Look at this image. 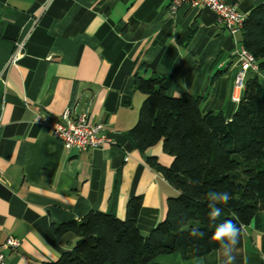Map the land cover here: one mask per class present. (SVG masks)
Segmentation results:
<instances>
[{"label": "crops", "instance_id": "0c3cea01", "mask_svg": "<svg viewBox=\"0 0 264 264\" xmlns=\"http://www.w3.org/2000/svg\"><path fill=\"white\" fill-rule=\"evenodd\" d=\"M247 17L264 0H224ZM170 0H0V245L20 243L4 264H42L71 249L72 234L56 238L52 227L78 221L89 211L123 220L128 199L141 198L137 229L146 236L177 196L146 164L168 167L161 144L139 151L128 137L144 95L138 77L170 80L166 95L188 94L202 113L231 120L244 86L231 36L209 10ZM24 55L8 65L14 43ZM264 90V70L249 71ZM185 83L187 88H185ZM69 110L102 124L112 145L87 152L66 150L39 122ZM220 248L196 259L161 255L148 264H222ZM235 264H264V199L242 226Z\"/></svg>", "mask_w": 264, "mask_h": 264}, {"label": "trees", "instance_id": "16d2710c", "mask_svg": "<svg viewBox=\"0 0 264 264\" xmlns=\"http://www.w3.org/2000/svg\"><path fill=\"white\" fill-rule=\"evenodd\" d=\"M241 46L264 70V4L243 22ZM170 80L138 77L135 88L144 95L137 121L128 137L139 151L161 144L171 157L168 167L155 157L146 164L158 173L177 196L166 201L165 218L146 236L137 229L141 198L131 197L125 218L89 211L78 221L52 227L56 238L72 234L71 249L56 261L42 264H148L161 255L181 260L203 257L217 249L210 239L215 230L208 216L209 192L228 191L231 201L220 220L238 227L254 218L264 199V90L258 78L246 75L241 100L231 120L214 112L203 114L201 101L188 94L166 95ZM206 235L196 238L193 230Z\"/></svg>", "mask_w": 264, "mask_h": 264}, {"label": "built area", "instance_id": "2783aa9c", "mask_svg": "<svg viewBox=\"0 0 264 264\" xmlns=\"http://www.w3.org/2000/svg\"><path fill=\"white\" fill-rule=\"evenodd\" d=\"M181 7L190 9L209 10L216 15L217 23L225 28L231 36L241 32L246 17L239 13L236 6L226 3L224 0H170L168 12L174 14ZM24 55L23 41L14 43L12 53L8 59V65H15ZM239 71L235 79V87L243 88L244 80L249 71H257L253 57L240 46L235 52ZM39 122L48 126L52 134L64 149L77 152H87L91 149H100L112 145L113 141L102 124H91L85 114L72 115L69 110L52 118L42 116ZM20 243L13 237H8L0 245V264H4L5 253L15 252Z\"/></svg>", "mask_w": 264, "mask_h": 264}, {"label": "clouds", "instance_id": "9594fccd", "mask_svg": "<svg viewBox=\"0 0 264 264\" xmlns=\"http://www.w3.org/2000/svg\"><path fill=\"white\" fill-rule=\"evenodd\" d=\"M185 88L187 84L185 83ZM209 201L207 207L209 209L208 216L215 227L210 239L217 242L222 256V264H235L237 245L239 244L242 234V227H238L232 220H220L223 207L228 205L232 197L228 191L209 192L207 195ZM191 235L196 238H203L206 234L200 230H193Z\"/></svg>", "mask_w": 264, "mask_h": 264}]
</instances>
